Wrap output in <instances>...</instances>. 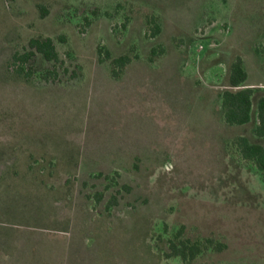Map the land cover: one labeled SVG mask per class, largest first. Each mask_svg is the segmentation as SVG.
Listing matches in <instances>:
<instances>
[{
	"label": "rangeland",
	"instance_id": "374dc122",
	"mask_svg": "<svg viewBox=\"0 0 264 264\" xmlns=\"http://www.w3.org/2000/svg\"><path fill=\"white\" fill-rule=\"evenodd\" d=\"M33 38L53 39L59 61L32 52ZM262 47L264 0H0V152L19 159L10 175L23 171L15 140L28 131L101 129L102 143L127 151L86 182L53 177L43 223L0 218V264H183L162 253L179 231L203 247L190 264H264V178L234 145L264 146ZM123 55L134 60L117 79L111 58ZM238 57L252 118L228 126L222 93ZM91 83L85 111L49 95Z\"/></svg>",
	"mask_w": 264,
	"mask_h": 264
},
{
	"label": "crops",
	"instance_id": "0c3cea01",
	"mask_svg": "<svg viewBox=\"0 0 264 264\" xmlns=\"http://www.w3.org/2000/svg\"><path fill=\"white\" fill-rule=\"evenodd\" d=\"M93 83L79 91L61 90L49 95L66 102H77L85 111L86 104L91 102ZM113 131L109 135H116L117 131ZM102 132L101 129L79 127L17 134L15 141L24 168L23 171L13 169L10 175L9 166L19 160L18 156L10 158L5 151L0 152V218L21 225L43 223L45 213H49L45 211L49 208L46 203L54 199V189L48 186L53 183V177H80L86 182L87 177L107 173L117 166L120 159L126 158L127 151L119 144L102 143ZM129 153L133 155L130 150ZM63 182L71 181L65 179ZM66 197V193L59 195L61 201Z\"/></svg>",
	"mask_w": 264,
	"mask_h": 264
},
{
	"label": "trees",
	"instance_id": "16d2710c",
	"mask_svg": "<svg viewBox=\"0 0 264 264\" xmlns=\"http://www.w3.org/2000/svg\"><path fill=\"white\" fill-rule=\"evenodd\" d=\"M37 7L42 18H45L49 14L47 7L41 4H38ZM151 24H153V33L151 35L153 38L161 33V28L152 19ZM29 47L32 52L39 53L48 62L59 61L55 43L51 38H33L29 42ZM102 50L103 48L99 50V55H102ZM256 51L264 57V47L257 48ZM32 52L22 58L24 62L31 61ZM107 55L109 56V53ZM133 60V57L129 55H123L114 59L111 58L112 76L120 79L125 69ZM247 80L248 72L245 69L244 61L241 57H238L230 67V88L222 93L224 119L228 126H243L251 121L254 90L252 88L242 87ZM255 135L258 138L264 139V97H261L258 101V125L255 129ZM234 145L245 160L254 163L264 178V146L258 142H252L245 136L237 137L234 140ZM182 236L183 232L179 231L174 239L166 242L165 248L162 249L163 257L167 260L179 258L183 264H190L202 254L203 247L200 243H193L189 239H182Z\"/></svg>",
	"mask_w": 264,
	"mask_h": 264
}]
</instances>
